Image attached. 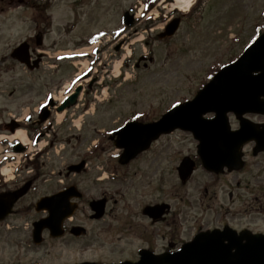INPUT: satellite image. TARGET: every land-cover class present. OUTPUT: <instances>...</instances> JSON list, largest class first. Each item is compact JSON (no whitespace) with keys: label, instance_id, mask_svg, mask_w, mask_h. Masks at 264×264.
I'll list each match as a JSON object with an SVG mask.
<instances>
[{"label":"rangeland","instance_id":"rangeland-1","mask_svg":"<svg viewBox=\"0 0 264 264\" xmlns=\"http://www.w3.org/2000/svg\"><path fill=\"white\" fill-rule=\"evenodd\" d=\"M36 1L46 2L47 32L42 47L46 57L43 69L28 73L22 65L13 63L9 56L15 46L33 33L28 22L30 10L20 3L21 0H0V56H6V61L0 62V74L2 81H5L2 88L8 90L14 87V97L17 98H60L74 89L76 70L85 68L74 54L81 49H91L88 70L93 73V77L100 75L99 81H102L100 83L104 90L90 94L84 92L76 108L68 107L63 111L66 118H60L63 112L57 113L54 118L58 126L57 136L49 134L45 139L46 145L52 139L55 140L56 149L47 148L48 151L40 158L47 163L46 170L68 161L104 162L111 167L119 164L122 150L107 137L109 130L119 125L133 108L139 112L150 110L158 114L184 97H193L213 73L237 59L245 47L264 30V0H206L203 10L190 14L196 3L204 2L194 0L189 11L178 9L186 17L173 39H154L145 31L138 40L133 39L130 44H126L123 53L116 55L113 48L106 45L113 43L122 32L126 11H130V8L139 11L144 5L154 3L150 18L157 15V18L167 20L172 15L176 0ZM163 24L159 23L151 31H160ZM101 36H104L102 40L98 39ZM83 40L89 43L79 45ZM119 43L115 42L114 45ZM99 48L101 51L105 49L104 52L99 53ZM105 63L109 65L103 68ZM118 65L122 72L119 78L116 76L119 73L116 69ZM26 90L29 92L24 95ZM4 97L7 95H0V98ZM88 99L98 102L86 114L82 108ZM197 144L191 132L175 130L153 142L152 149L129 167L118 165L116 174L114 171L111 173L126 176L127 183H133L125 198L115 194L119 200L118 209L124 205L132 208L130 203L134 206L132 199L136 197L140 202L143 201L142 204L163 199L173 206L171 218L174 223L165 230L170 232V225L177 230L174 236L176 242L189 228L193 230V225L199 224L205 215L210 214L205 207L208 205L212 209L210 206L213 205L202 195V177H206L202 170H198L187 185L182 183L179 175L178 165L182 158L187 155L193 157L198 150ZM119 185L112 183L111 187ZM44 186L52 187L49 183ZM240 202H232L230 197H219L215 201L216 209L220 205L238 209L242 207ZM240 218L241 215L236 221ZM248 222L264 228L262 217L255 218V223L249 217L240 223ZM10 237L5 228L0 229V259L12 260L17 251ZM28 253L32 258V248L28 247ZM89 255V251L76 247L64 258Z\"/></svg>","mask_w":264,"mask_h":264},{"label":"flooded vegetation","instance_id":"flooded-vegetation-1","mask_svg":"<svg viewBox=\"0 0 264 264\" xmlns=\"http://www.w3.org/2000/svg\"><path fill=\"white\" fill-rule=\"evenodd\" d=\"M20 3L27 6L31 15L28 22L33 33L23 40L28 44L30 62L29 64L21 63L13 57L12 51L9 58L13 63L22 65L28 73L39 72L43 69L46 57L45 50L42 49L47 32L46 2L21 0ZM151 4L145 5L149 6L147 12H144L145 6L142 13L132 8L131 24L123 23L120 35L113 43L109 42L106 47L111 46L113 53L119 55L123 53L126 44H130L133 39L138 40L139 35L145 31L154 39L162 41L173 39L180 27L171 37L162 38L161 35L165 33L166 27L173 19L180 18L181 26L186 14L175 6L171 17H168L167 20L157 18V15L150 18L153 12L149 11L153 10L155 6L154 3ZM201 8V3H196L190 14L198 12ZM159 23H164L163 29L157 32L151 31L158 27ZM121 38L123 39L120 40ZM115 42L121 43L114 45ZM88 43L83 40L79 45ZM104 50L101 51L99 48L98 52H104ZM76 52L74 57L80 61L79 64H83V60L88 59L90 50L81 49ZM5 59V55L0 56V62L6 61ZM36 61L37 63H35ZM107 65L109 63H105L103 68H106ZM88 69L90 68L85 67L83 70L75 72L72 87L80 89L77 103L72 108H76L80 104L82 99L80 96H83L84 92L94 93L103 87V84L100 83L102 81H99L100 75L93 77V73ZM4 82L0 74V95H7V97L0 98V200H7L15 194L19 196L8 203L9 205L11 203V207H9L11 209L5 218L0 220V229L5 228L11 235V244L17 247V251L13 254L12 260L0 259V262L7 264H78L83 262L120 264L130 262L136 264L142 260L143 256L151 257L178 250L200 232L227 229L236 234L242 232L264 233V228L256 227L252 222L240 223L247 217L252 218L253 222L255 218H264V149H257L256 139L244 142L241 148L243 164L232 168L225 165L221 170H212L204 165L198 152L193 157L190 156L196 164L190 179L198 170L204 172L206 177H202V187H204L202 195L206 200L212 201L213 205L210 206L212 209H209L207 205L205 210L210 214L205 215L199 224L193 225V230L189 228L185 235L181 234L176 242L174 236L177 230L175 231L172 225H170L172 227L170 232L165 230L169 224L174 223L171 218L174 213L173 206L166 203L168 201L162 199L142 204L143 201L140 202V199L136 197L132 199L134 206L130 203L132 208L124 205L118 209L119 200L115 197L116 194L125 198L133 187V183L128 184L126 176H115L111 171L116 174L118 165L129 167L135 160L151 150L153 143L150 148L140 152L130 162L121 163L119 161V164H114L113 167L104 162L82 160L60 162L56 167L46 170L45 166L48 165L40 158L48 151L47 148L56 149V141L52 139L46 145L45 139L49 134L57 136L58 126L55 125L54 118L60 112L58 108L70 91L55 99L51 96L48 98H17L14 97V87L8 90L2 88L5 86ZM205 84L206 82L200 88ZM28 92L29 90H26L24 95ZM193 97H184L175 104ZM95 98L97 99V96ZM92 100H86L82 108L83 113H90L92 106L98 102ZM175 104L173 103L170 108ZM170 108L164 109L158 114H154V111L150 110L139 112L133 108L119 125L109 130L107 137L116 144V134L114 133L124 125L129 122H155ZM65 116L66 114L63 118H66ZM210 116L213 115L208 114V117ZM243 117L248 119V122L257 124L260 129L264 127V113L248 112ZM228 119L230 124L228 133H237L241 129L240 118L233 112H229ZM19 131L25 132V139L16 136ZM189 182L190 180L184 184L187 185ZM47 183L52 187L44 186ZM112 183L120 185L111 187ZM56 195L65 201V206L63 208L62 203L58 204L57 208H60L61 218L59 227L53 234L46 221L52 214V203L50 200L42 203L40 201L43 198ZM219 197H230L232 202L241 200L242 207L237 209L220 205L219 209H216L215 201ZM94 202L103 204L102 212L94 208ZM158 205L164 206L163 212L157 216L152 215L149 208ZM239 215L241 218L236 221ZM21 217L22 219H18ZM159 224L167 225L160 226ZM37 225H39V231L36 229ZM28 247L32 248L34 252L32 258L28 253ZM76 247L82 248L85 252L89 251L90 257L64 258Z\"/></svg>","mask_w":264,"mask_h":264},{"label":"water","instance_id":"water-1","mask_svg":"<svg viewBox=\"0 0 264 264\" xmlns=\"http://www.w3.org/2000/svg\"><path fill=\"white\" fill-rule=\"evenodd\" d=\"M130 17L127 12L126 22ZM179 25L180 18L174 19L163 36H172ZM13 56L29 64L28 44L25 42L15 48ZM78 95L79 89L68 97L59 111L75 105ZM229 112L235 113L241 120V129L237 133H228ZM248 112L264 113V31L245 48L237 60L223 66L193 99L175 105L158 121L129 122L117 130L114 133L117 135L116 145L124 149L120 162L131 161L163 134L181 129L191 131L199 140L198 152L207 168L221 170L225 165L230 168L242 165L241 148L244 142L256 139L257 149H264V127L260 129L257 124L248 122L243 117ZM208 113H214V116L207 118ZM195 166L189 156L182 160L179 174L184 183L190 178ZM18 196L15 194L7 200H0V220L11 209V203H8ZM48 200L52 203V214L46 221L55 234L61 218L60 208L57 207L62 203L64 208L65 201L56 195L43 198L40 203ZM93 204L96 210L102 212L103 204ZM163 208V205H158L149 209L152 215L157 216L163 212ZM36 229L39 231V225ZM136 264H264V234L242 232L238 235L227 229L202 232L177 251L143 256Z\"/></svg>","mask_w":264,"mask_h":264},{"label":"bare ground","instance_id":"bare-ground-1","mask_svg":"<svg viewBox=\"0 0 264 264\" xmlns=\"http://www.w3.org/2000/svg\"><path fill=\"white\" fill-rule=\"evenodd\" d=\"M193 2H194V0H176L175 6L178 8H181L183 10H188V8L193 4ZM83 65H84L83 67H86L88 65V62L87 61L83 62ZM118 67H119V65L116 66L117 71H118ZM64 113L65 112H63V114L60 115V118H63ZM16 136H19L22 139H25V137H26L24 131H19L16 134Z\"/></svg>","mask_w":264,"mask_h":264}]
</instances>
